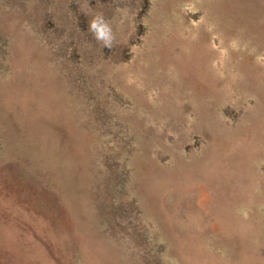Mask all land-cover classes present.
<instances>
[{
  "label": "rangeland",
  "instance_id": "obj_1",
  "mask_svg": "<svg viewBox=\"0 0 264 264\" xmlns=\"http://www.w3.org/2000/svg\"><path fill=\"white\" fill-rule=\"evenodd\" d=\"M0 264H264V0H0Z\"/></svg>",
  "mask_w": 264,
  "mask_h": 264
},
{
  "label": "clouds",
  "instance_id": "obj_2",
  "mask_svg": "<svg viewBox=\"0 0 264 264\" xmlns=\"http://www.w3.org/2000/svg\"><path fill=\"white\" fill-rule=\"evenodd\" d=\"M92 27H93V28H95V27H96V24H95V23H93ZM103 34H104V33H103V32H101V35H103Z\"/></svg>",
  "mask_w": 264,
  "mask_h": 264
}]
</instances>
